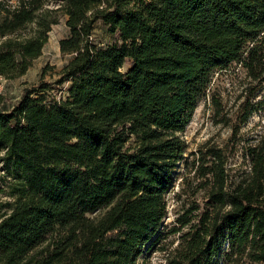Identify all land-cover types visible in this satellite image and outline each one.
Masks as SVG:
<instances>
[{
	"label": "trees",
	"instance_id": "trees-1",
	"mask_svg": "<svg viewBox=\"0 0 264 264\" xmlns=\"http://www.w3.org/2000/svg\"><path fill=\"white\" fill-rule=\"evenodd\" d=\"M12 1L0 0V77L26 75L61 16L69 59L9 110L0 94V264H145L156 252L264 264V131L235 176L223 150L200 149L191 170L208 203L162 230L183 133L216 72L236 63L264 80V0ZM98 22L117 40L93 43Z\"/></svg>",
	"mask_w": 264,
	"mask_h": 264
},
{
	"label": "rangeland",
	"instance_id": "rangeland-1",
	"mask_svg": "<svg viewBox=\"0 0 264 264\" xmlns=\"http://www.w3.org/2000/svg\"><path fill=\"white\" fill-rule=\"evenodd\" d=\"M12 2L16 4L17 0ZM68 35L66 17L61 16L59 24L54 26L49 34L42 55L33 62L27 74L12 81L0 77V94L6 99L7 110L20 99L25 89L36 86L40 80L54 83L59 79L69 59L61 53L59 42ZM115 40L117 37L109 34L102 22L96 24L92 36L93 43L107 46ZM67 86V84L63 86L64 90ZM251 104L258 111H255L244 123ZM263 131L264 80H252L247 71L236 63L227 70L217 71L207 95L199 101L193 119L183 133L188 150L184 160L178 165L175 186L166 195L169 214L163 222L162 230L167 232L171 227L176 226V219L191 205H200L204 208L208 203L207 190L202 188L203 180L196 178L195 170H191V163L200 149L209 146L223 150L228 159L227 168L231 175L235 176L243 171H249L246 147L254 143ZM3 175L4 171L0 166V187ZM185 177L189 179L188 183H184ZM0 200L6 201L7 197L0 194ZM104 212L105 210H100L91 217L98 218ZM177 237L171 236L167 242L175 241ZM144 259L142 258L140 264ZM164 262L162 252L153 253L145 260V264H164Z\"/></svg>",
	"mask_w": 264,
	"mask_h": 264
}]
</instances>
